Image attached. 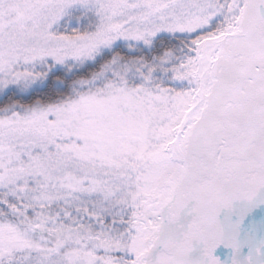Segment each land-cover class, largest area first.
<instances>
[{
	"label": "snow or ice",
	"instance_id": "obj_1",
	"mask_svg": "<svg viewBox=\"0 0 264 264\" xmlns=\"http://www.w3.org/2000/svg\"><path fill=\"white\" fill-rule=\"evenodd\" d=\"M0 264H264V0H0Z\"/></svg>",
	"mask_w": 264,
	"mask_h": 264
}]
</instances>
